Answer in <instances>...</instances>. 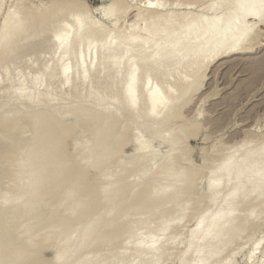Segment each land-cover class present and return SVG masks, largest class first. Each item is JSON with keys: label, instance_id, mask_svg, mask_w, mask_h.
I'll list each match as a JSON object with an SVG mask.
<instances>
[{"label": "rangeland", "instance_id": "obj_1", "mask_svg": "<svg viewBox=\"0 0 264 264\" xmlns=\"http://www.w3.org/2000/svg\"><path fill=\"white\" fill-rule=\"evenodd\" d=\"M18 1L19 0H14V1L13 0H0V29L2 27V23L5 17L10 12L16 11L18 7L19 8L16 12L21 13V11L23 12L25 11L26 14L25 12L24 14L27 16L30 14L29 17H31V20H29L31 22L30 24H29V21L28 23L26 22L25 24L26 29L23 30L25 32L21 33L23 36L22 35L21 37L19 36L20 38L17 41L18 43H16V45H14L12 48H10L7 51H2V52L0 51V208H1L0 209V253H1L0 257H2V259H0L1 261L0 264H3L2 260H5V258H7L8 260L10 258V255L12 257L14 253L16 254L19 251H23L22 254L25 255V257L23 258H25V260L27 258L26 260L27 263H30L29 259H33L35 260L34 261L35 264H39V262L40 264L41 262L42 264H101L102 262H103L102 264H114L115 261H112L111 263L110 259H113L115 257L117 258V256H119L120 254H122L120 255V257L122 256L123 259L121 260L122 257L120 258V260L117 258L120 261L119 262L117 260V263L119 262L118 264H150V262H153L151 264H154V261L149 260L152 257L150 255H148V257H146L145 260H142L143 262L140 261L141 263L139 262V260L135 259L137 258L136 257L137 255H135L136 253L134 252L136 251L135 243H137V241L141 239L143 240L145 237L146 239L149 238L150 235L152 234L151 232L153 231H155L156 233V230L157 229L159 230L158 223L160 224V222L165 221L166 219H169L172 216H173L172 217L173 219L174 218L176 219L175 224L172 227L173 229L170 228L169 229L170 231L168 230L162 233L165 235V237L162 238L163 239L162 243H165L164 245L165 248L163 246H162L163 249L161 248L162 249L161 252L164 251L162 253V256H164L165 254L167 255L169 253L167 256H169L170 259L169 257H165V258L162 257V259L159 260L160 262L156 261V263L158 262L157 264H185L182 261L183 259H185L183 258L186 253L185 251L188 250V245H189L188 238H189L190 232L192 231L193 227L199 225L200 223L208 221L210 219V214L208 213L204 214V210L209 205V200L211 198L210 195L212 196V192L211 190H209V182H208L209 181L208 178H210V176L208 175H210L209 172L211 171V169H214L221 160L227 157L228 154H231V155L234 154L235 158L241 159L242 154L244 155V152L246 153L249 149L250 150L257 149L254 146L258 145L257 147H260V144H261V147L264 146L262 145L264 143V23L256 21L255 19L249 18L248 21L251 22V24L252 22H254L253 23L254 27L251 30V33H249L250 37H248V40L246 41V44H250V45L252 44L251 49L245 52L240 51L239 53L237 52L233 54H227V55L215 57V58L212 57L211 59H209L207 66L204 69H202L200 72H198L197 70H195L194 72V67L192 66V64H191L192 68L189 67L190 66L189 64H188L189 66L185 64L188 66L187 67L184 65L187 70L182 69L181 71V69L178 68L180 66H177L178 62L175 65L176 59L174 61L172 60L171 62L169 61L170 63L168 62L166 64L168 65L167 67L163 63V65H165V69H164V66L159 67V65H156V66L152 65L150 67H147L149 70L146 67L145 69V68H142V66L141 67L139 66L140 67L138 68L140 69L138 71L139 78H137V87L139 88L138 89L139 100L135 107L128 109L127 101L125 102L126 95L124 94L126 93L125 91L127 88L126 83L129 79L130 65L126 64L125 66V63L126 61H128V59H130L129 57L132 58L133 56L134 59L138 61L143 57V55L147 56L149 54H152V51H154V49H151L154 46V44L152 43L156 44V42H159V41L161 42L166 32L164 31L163 33L164 35L161 32H159L160 34H162V36L160 34L159 36L157 32L158 37L159 38L161 37V38L157 39L154 37L155 40L153 39V42L151 41L152 39L150 40V42L152 43L148 41L147 43L146 41L139 38L140 40L138 39L137 41L139 42L137 43L141 44L143 42L144 44L146 43V45L148 44V46L146 47L143 46V48L145 47L143 49L141 47L142 45H144L143 43L141 46L135 43L137 44V45L134 44L136 48H134V46L131 45L133 48L132 50L135 52H132L125 45V47L118 48L119 50L117 48H114V50L112 49L113 51H115L117 55L111 50L109 52H106V54H104L101 47L105 45L106 43H110V42L112 43V41L115 38L116 39L118 38V40L115 39L113 43H116L117 41L118 43L120 42V44L121 45L123 44L124 46V43H122L121 41L125 42L124 38L130 35L129 33H132V32L134 33L133 30H135L136 32V29H138L139 26L144 27L145 21L143 20L144 19L148 20V18L150 16H154L156 12L158 15L159 13L164 14V15H166L167 13L169 15L171 12L172 13L170 14L171 16H175V15L178 16V15L183 14L185 19H187L191 15V13L193 14L194 12V14L198 13L199 15L205 14L203 15V17L210 18L209 16L212 17L214 15L213 13L214 11H209L207 7H209V4L211 3L212 0H209V1L208 0H202V1L201 0H198V1L197 0H187V1L186 0L184 1L183 0H172V1L171 0H155L156 4H154V0H151V3L154 4L153 7L152 6L150 7L149 5H147L148 3L146 1H142V0H118V2L117 0H56V1L54 0V2L58 1L57 4L52 2L53 0H27V1L20 0L19 2ZM53 3L57 6V7L55 6L56 10L59 11L61 9V8L59 9V7H62V9L65 8L63 9L65 12L62 11V9L60 10L62 11V13L57 12L56 10L54 11ZM167 3L168 5H166ZM177 3H180V4L188 3V4H185L184 6L181 4L178 6ZM190 4L193 6V8L191 7ZM175 5H176V8H175ZM48 6L52 8L50 9ZM167 6H169L170 8L169 7L167 8ZM187 6L189 7V9ZM46 8L47 10L53 9V12L57 16L49 10H48L49 12H46L47 11ZM27 9L31 10V12L26 11ZM37 10L38 12H36ZM27 12H30V13H27ZM82 12L83 14H81ZM24 14L23 15L20 14V15L24 16ZM44 14L46 15V17H43ZM208 14L209 16H207ZM32 15H36V16L41 15L40 18L42 17L43 20L39 19V16L38 18H36L35 16H32ZM47 15L49 16V18ZM141 15L144 17L141 18L140 17ZM85 18L87 19V21L85 20ZM79 19H81L80 22L86 24L88 27L93 26V25L96 26V27L93 26V28L98 31V32L96 31L98 35H96L95 37L96 32L94 30L95 34L94 33L92 34L91 32L93 31L91 29V31H89L91 33V36L88 35V37H86V39L84 40H86L87 43H92L93 48H95L97 52H95V50L90 51L92 49L87 50L86 49L87 44L84 41L85 44L81 45L83 47H80L79 45L78 46L79 49L77 45H73L72 46L73 48H71L72 54L68 55L65 53V50L70 44V41L72 39L71 37H73L77 33V30L79 29V26H80V24H78ZM36 20H38V22ZM45 20L48 22V24ZM84 20L86 21V23L84 22ZM138 20H141V22L140 21L138 22ZM33 21H35L37 24L34 23ZM40 22H41V25L42 24H45V25L39 26ZM31 23L32 24L34 23V25H31ZM170 24H173V25H170ZM174 24L175 23H172V22L169 23V25L171 26L170 31H173L172 27H174ZM176 24H175V28L179 27V25H176ZM27 25L29 26V28L27 27ZM181 25L182 24H180V26ZM47 26L49 27V29L47 28ZM134 26L136 27V29ZM106 27H108L109 29ZM140 27L139 29L142 28ZM38 29L40 30L38 31ZM27 30L29 31L31 30L32 32L30 31L29 33V31ZM112 31L113 32L116 31L117 33L116 32L113 33ZM107 32L108 33L112 32L113 35L111 36L113 37L110 38ZM61 35H69L70 41H65L63 45L59 47L57 39ZM89 37L91 38L89 39ZM109 40L110 42H108ZM99 41L101 43L100 45H99ZM118 43H117V46L116 44H114V47H118ZM155 47L156 46H154L153 48ZM156 49L157 50H155V52L156 51L159 52L158 47ZM149 51H151V53H149ZM125 53H128V54H125ZM96 55H97L98 61L96 60L94 61V63H91L92 60L94 59L93 57ZM116 59L125 61V63L123 64L124 66H122L123 69H121L120 72L117 68H115V66L108 67L111 61L116 60ZM103 65L106 66V70L105 72L103 71L101 73V67ZM127 66L129 67L126 68ZM93 67H95L97 70ZM182 67L183 66H181L180 68ZM177 68H178V71L175 70ZM190 69H192L193 71H189ZM64 71H67V75L63 74ZM80 72L88 76L87 81L83 79V76H82L83 74H81ZM198 73L199 74L201 73V75H199ZM184 74L185 75L187 74V75L184 77L183 76ZM197 74L200 77L197 76ZM191 75H194V78H192L193 76L190 77ZM68 76H70L71 78H74L72 79L73 81L71 80V82H68L67 80ZM195 78L196 79L201 78L199 79L201 84L198 90L193 92L192 90L193 88L191 87L192 88L191 89L190 86L196 83ZM81 79H83V81ZM65 80H67V83H65ZM153 86L156 88H159V90L161 89L160 90L161 94L163 96L165 95L164 98L166 100L165 102L167 103L165 105L166 106L165 109H163L164 112L160 111L158 113H152L148 110L150 100L147 97V92L149 91L147 89H150ZM185 93L186 95H184ZM179 97L181 98L180 100H179ZM113 98L114 100L112 101L111 99ZM116 98H118V100ZM116 100L119 103H117ZM168 101H169V104H168ZM175 102H178V104L176 103L177 104L176 105ZM83 107H85L84 108L85 110L90 112L88 113V116L90 115L89 116L90 118L89 117L85 118L84 116L85 114H87V111L81 117L79 116L80 114L79 109ZM75 111L79 113H73ZM36 113H37L36 116H38L39 113H42L41 116L43 115V113H47L49 114V116L51 115L52 118L54 117V119L58 122V124L60 122L62 123L63 127L62 128L59 127L61 128L59 130L63 131L64 129L63 134H65L64 136H66L64 137V140L65 139L66 140L62 143V150H63L64 155H66V157L68 156L70 159L72 158V160L74 159L76 161L75 164L78 162V164H76L77 167L80 165L81 167L87 169L89 179L96 183V188L98 186V188L100 187L99 190H103V192L101 191L100 193H98L99 195H101L99 196L100 204L97 203L98 205L97 206L94 203V207H91L92 208L91 210L93 211H90V208L88 209L86 203H82L83 205L82 204L79 205L78 207L79 210L77 211L78 213L76 212L78 216H76V214H73L74 212L71 211L73 209V208H70L72 207L71 205L72 202L79 197V193L81 191L79 189H77V191L74 190L72 193H70L71 196L69 194L70 197L67 196V199H65L64 197L63 198L64 200L61 203H59L60 201H58L59 200L58 195L60 193H57V192H56L57 194L50 193L49 196H44L41 202H39V204L36 202L33 203L34 205L30 203L31 199L29 200V198L32 197V193H31V189L29 186L30 184L27 183V181L29 182L30 180V179L28 180V177H30L31 174L33 173L36 164L38 165L40 161H43L41 157L46 154L45 153L46 149H48V151L50 150L49 142L53 138V134H54V132L52 131L53 129H51L52 132H49L46 135V137L43 138L42 144L38 146L39 148L37 150H39L40 152L43 151L45 154L42 152V155H41L40 152L38 153V151H36L37 152L36 154H38L39 156L41 155V157H39L38 155L35 156V154H33L35 157L34 156L32 157L30 152L32 150V147H34L35 142H37V138H38L37 137L38 133L36 129V127H38L36 126L38 122L35 125V122L38 118L33 117L35 116ZM47 114L45 116L49 117ZM175 114L177 115V117ZM75 115H78L79 118L76 117ZM97 115H100L102 117L101 119L102 125H104L105 123L107 124L110 123L111 121L110 119L112 118L111 115L116 116L115 122L111 123L114 126L113 127L114 133L116 132L115 133L116 135L114 134L112 138L116 142H113V139L112 140L109 139L110 142L107 141L109 142V145L107 143L106 147L107 146L108 147L107 149L104 150L105 154L103 155L104 157H103V162H102L101 167L94 166L95 165L94 157H95V154L97 153L98 134H97V131H95L96 127L94 128L92 127L93 121L91 120L93 119L92 118L93 116L95 117ZM35 118L37 119L34 120ZM107 124L105 126H107ZM59 125L61 126V124ZM182 128H184V133H178L179 130L180 132L183 130ZM103 129L106 130L105 128ZM91 131H94V133ZM170 132L172 136L169 134ZM165 134L166 136L163 137ZM180 135L182 136L180 137ZM161 136L164 139L161 138ZM184 137L186 139H184ZM173 140H175L176 142L178 141V142L176 143ZM245 145L247 146L246 148H245ZM115 146H117L116 148H118L116 149L117 153L115 150L116 154L114 153L115 155L113 154L110 155L109 156L110 158L108 159L107 156L109 153V148L113 147V150H114ZM59 149L61 150V147ZM245 149H248V150H245ZM236 151L238 152V156H237ZM176 152L178 153V155L176 154ZM48 153L47 154L49 157L50 151ZM173 156L175 158L174 162L170 161L174 159V158L170 159ZM29 158H30V161L28 165ZM38 159H41V160L39 161ZM45 159H47V157H45ZM17 161H19V163ZM163 161L169 162V164L167 165H171L170 162H172L174 164V167H177L175 168L176 170L180 169V174L182 172L184 175L186 174L188 176L192 173L193 175L196 174L195 176L196 179L194 181V184H192L195 186V187L192 186V190L194 194L188 195V194L182 193L183 186L188 182H185L184 184V182L180 181L181 178L178 179L177 177H174L172 179L162 181L159 187V191H161V193L167 191V192H172V195L173 194L174 195L171 197V199H169L159 208L160 210L158 211L156 210L152 212L151 214L148 213L149 216L147 215V213L145 214L142 211H134L133 215L130 212L126 213L125 211L126 208L124 209L125 207L124 202L127 203L128 200L125 201L127 199L125 197H124L125 199L123 200L124 202H122L124 207L121 206L122 203L121 205H119L120 208L122 209H119V207H116L115 210H110V213L108 212L109 208L107 207L105 208L104 205L106 204L102 202L107 203L108 200L111 201L113 199L112 197L114 195L111 194L112 192H114L112 189V185L114 186L113 183L116 180L121 179L123 175H126L125 177L130 176L131 180L128 177V179L130 180L128 181L133 184L132 188L135 190L136 188L134 185H137V183H140L141 181L144 183V181L147 179L146 177L148 176L150 177L154 176L155 173L153 172V170L156 169L155 170L156 172ZM107 162H108V166L105 167V165H107ZM110 162L112 163V166L109 165ZM190 164L192 165L190 166ZM11 165L14 167H12ZM21 165L23 168L21 167ZM124 168L126 170V173L123 172ZM28 169H30L31 171ZM45 169L47 171L49 170V168H46V167ZM46 170L44 172H46L47 174ZM106 170H108V172L104 173V171ZM160 171L161 170L159 168V171L156 173H159ZM133 173L134 175H131ZM152 173L154 174L152 175ZM11 174H14V177ZM26 174H30V175L28 176ZM99 174H102V175L104 174V176L102 177L101 175L99 177ZM146 174H149V175L147 176ZM17 179L19 180L18 182H16ZM23 179L24 180L26 179V180L24 181ZM175 180L178 182L175 183ZM172 181H174V183ZM16 183L19 184V187H17L18 185ZM95 183H93L94 187H95ZM181 184H184V185L181 186ZM109 186H111V188ZM186 186L185 188L187 191ZM22 187L24 188L25 191L22 189ZM28 188L30 191L27 190ZM132 188H131V191H128L130 192V196H128L129 193L126 194L129 197V199L131 196H133ZM225 188L226 189L223 188L222 190H228L227 187ZM174 189L176 191V192L174 191L175 193L173 192ZM177 189H179V191H177ZM108 190H111V191L108 192ZM27 192L30 193L31 195L30 196L27 195L28 194ZM177 192H179L180 195H176V194H179ZM222 192H221L222 195L227 193V191H225L226 193H224V191ZM13 193L15 194V196H19L21 200H23L24 197L25 198L28 197L26 201L23 200L25 204H27L28 202V205H25L22 201L18 200L19 197L18 198L16 197L17 201H20L21 204H24L25 206H27L26 207L27 209L24 207H19L20 204L19 205L16 204L17 201L15 203L16 205L14 204L13 201H11V200L15 201V198H14L15 196L13 197L14 195ZM16 193L17 194L19 193V194L17 195ZM21 194L22 195L26 194V196L24 195L23 197ZM8 195L12 196V199L10 198L11 200L8 199L9 197ZM191 196L194 199H192ZM5 198L8 200H6ZM131 198L133 199V197ZM256 200L257 199H255V201L251 200L252 202L249 200L250 203L246 201L247 203L243 202V204L244 205L248 204V208L252 209V208L257 207L254 204L258 203L261 199H259L258 202H256ZM130 201L132 202V200H129V202ZM5 202H9L7 204H10V203L11 204L5 205L6 204ZM186 202L190 204V207L188 208L190 210L187 209L188 212L186 211ZM44 203H46L47 205ZM12 204H14V206ZM29 204L30 205L32 204V205L30 206ZM243 204L242 202L240 203L237 202V204H235V206L237 205L236 207L237 209L234 206L233 208L235 211L234 216L237 217L241 215V217L240 218L237 217V219L242 220V222L246 220V223L249 226L246 225L244 222V224L246 225L245 226L240 221V223H242L241 225L245 226V230H242L243 232L241 231L242 233L240 234L238 239H235L234 237L231 238V234H229L228 229H226L223 232V237L225 238V241L228 239L229 242H232L231 244L232 246L230 245L229 242L226 241L229 244L224 243L223 246L225 247V245H228L229 247L228 246L225 247L226 251H223L222 253H220L221 256L218 254V256L215 259L210 260L211 262L208 261L210 264L212 263L213 264H225L227 262H228L227 264L229 263L230 264H264V220H263L264 212L262 213V210H260L261 211L260 212L258 208V213H257V208H255L256 213L252 215L253 216L252 218L251 213L249 214V212H252L254 210L252 209V211H248L250 209L246 208L247 205L245 207L243 206V208L238 207V205H243ZM53 205H55L56 207H54ZM220 205L221 203L215 204V206H213L211 209V213H212V210L214 209L218 211ZM7 206H9L10 208H13L14 210L10 209L9 207L7 208ZM176 206H179L178 211L176 210L177 209ZM18 207L21 209L23 208L24 209L21 211V209H19ZM52 207L55 208L53 209L54 212L51 210ZM126 207L128 208V206ZM38 208L39 210L42 209L41 210L42 212L39 211ZM173 208L175 209L176 212L174 211L172 212ZM6 209L8 212L5 211ZM184 210L186 212H184ZM215 210L213 212H216ZM43 211H44V214H43ZM50 212H53V213L50 214ZM139 212L144 213V215L143 214L141 215ZM177 212H179L178 213L179 215L177 214ZM167 213H169V215ZM185 213L187 216H185ZM236 213L239 215H237ZM124 215H127V216H124ZM258 215L259 217H257ZM147 216L149 217V219L144 218ZM54 217H55V220L53 219ZM63 217L66 219V221ZM99 217H101L100 218L101 220L97 219ZM93 218L97 219L96 221H97L98 227H96L95 231L93 230L91 232L87 229L88 227L87 225L89 223H96L95 219ZM146 219H148V221H146ZM237 219L233 220L232 223H230V225L232 226V224L234 223L233 225L235 226V222ZM255 219L257 220L255 221ZM247 220L249 221V223ZM56 221L57 223H55ZM138 222L140 223L138 224ZM237 222H239V220ZM252 222L254 224H252ZM52 223L53 224L55 223V224L53 225ZM134 223L138 226L134 225ZM148 223L149 225H146ZM162 223H165V222H162ZM162 223L159 226H161ZM83 224L85 226L84 230H83ZM80 225L82 226V229ZM220 225H221V221L218 222L216 225V228H214L213 230L214 234H217V232L219 231ZM60 226H63V227H60ZM128 226L130 227L128 228ZM151 226L153 227L151 228ZM244 226H243V229H244ZM52 227H55V228H52ZM123 227L125 230L123 229ZM133 228L135 231L133 230ZM144 228L146 229V231ZM151 229H153V231ZM73 230H74V233H73ZM116 230L118 233L116 232ZM120 230H121V233L119 234ZM252 232L254 233V235H252L254 236L253 238L250 237L251 236L250 234ZM44 233L46 234L45 236H44ZM84 233H86L87 235ZM173 233L176 234L177 236L174 235ZM114 234H116L117 237L115 238L118 241L115 238H112V235L113 237L115 236ZM157 234H160V232L158 231ZM228 236L230 237L231 241ZM130 237L132 239H130ZM232 239H234V242ZM106 241L109 243H107ZM91 242H94V243H91ZM183 242L185 243L183 244ZM162 243L160 244L163 245ZM204 244L206 245V243ZM204 244L202 247L203 250H205L204 247L207 249V247ZM126 245L128 247L129 246L131 247L128 248ZM131 250H134V251H131ZM123 251L124 252L128 251L131 253L130 254L128 252L124 253ZM92 253H94L97 256H95ZM96 253H101V254H96ZM123 253H124V256H123ZM170 254L172 256H170ZM229 255H232V257ZM102 257H104L105 259ZM228 257L229 258L231 257L230 258L231 262ZM107 258L110 260L109 262ZM226 258H228L227 260L229 261H227ZM147 259L149 261H147ZM186 259L184 260L185 262H186ZM206 259L207 258L202 257L201 264H206L205 263ZM6 261H4V263ZM22 261L24 263V260ZM26 261L24 264H26ZM144 261H147V262L144 263ZM195 262L191 261V263H187V264H195Z\"/></svg>", "mask_w": 264, "mask_h": 264}, {"label": "bare ground", "instance_id": "obj_2", "mask_svg": "<svg viewBox=\"0 0 264 264\" xmlns=\"http://www.w3.org/2000/svg\"><path fill=\"white\" fill-rule=\"evenodd\" d=\"M14 1V0H13ZM20 1V0H19ZM18 1V2H19ZM27 1V0H26ZM25 1V2H26ZM56 1V0H55ZM142 1H146L148 4L147 5H149L150 7L152 6L153 7V5L154 4H156L155 2V0H154V4L153 3H151V0H142ZM141 1V2H142ZM172 1V0H171ZM184 1V0H183ZM187 1V0H186ZM198 1V0H197ZM202 1V0H201ZM209 1V0H208ZM2 2V1H1ZM52 2H54V0L52 1ZM58 2V1H57ZM57 2H54V3H56L57 4ZM114 2H116V1H114ZM117 2H118V0H117ZM145 2V3H146ZM169 2V1H168ZM180 2V1H179ZM23 3V2H22ZM53 3V4H54ZM144 3V2H143ZM142 3V4H143ZM190 3V2H189ZM3 4V3H2ZM21 4V3H20ZM28 4H29V2H28ZM52 4V3H51ZM124 4V3H123ZM150 4H152V5H150ZM178 4V6L179 5H181L180 3H177ZM185 4H188V3H183L182 5L184 6ZM211 4V5H210ZM209 4V7H207L208 8V10L209 11H214L213 13H214V15L211 17V16H209V14L207 15V16H209L210 18H206V17H203V15H205V14H203V15H199L198 13V15L197 14H194V12H193V14L191 13V15L187 18V19H185V17L183 16V14L182 15H175V16H171L170 14H172L171 12H170V14L168 15L167 13H166V15H164V14H160L159 13V15L157 14V12H156V16L154 15V16H150L149 18H148V20H143V21H145V24H144V27H140L141 29H139V27H138V29H136V27H135V29H136V32H135V30H133L134 31V33L132 32V33H129L130 35H128V36H126V38H124L125 39V42H123V41H121L122 43H124V46H123V44L121 45L120 44V42L118 43L117 41H116V43H113V41L116 39H114L113 41H112V43L110 42V40L108 41V42H110V43H106L105 45H103L101 48H102V50H103V52H104V54H106V52H109L110 50L111 51H113L114 50V48H121V47H125V45H126V47H128L132 52H135V51H133L132 49V46H134V44L135 43H137V42H139V41H137L139 38H141L142 40H144V41H148V42H150V40L153 42V39H154V37L155 38H159L158 37V35L160 34L159 32H161L162 34L164 33V31L166 32L165 33V35L163 36V38H162V41L160 42H156V44L155 43H152V42H150V43H152V44H154V46H156L155 48H151V49H154V51H152V54H149V55H143V57L140 59V60H136V59H134V57L132 56V58L131 57H129L130 59H128V61H126V63H125V61H123V60H118V59H116V60H113V61H111V63L109 64V66L108 67H111V66H115V68H117L118 70H119V72L121 71V69H123L122 68V66H124L123 64L125 63V66H126V64L127 65H130V71H129V79H128V81H127V88H126V93L124 94V95H126L125 97H126V100H125V102L127 101V107H128V109H130V108H133V107H135L136 105H137V102H138V100H139V94H138V87H137V78H139L138 77V74H139V70L140 69H138V68H140L141 66H142V68H147V67H150V66H152V65H159V67L161 66H164V69H165V65L170 61H174L175 59L177 60H175V65H176V63L178 64L177 66H183L182 68H180V67H178L179 69H181V71H182V69H186V67L185 66H187L188 64L190 65H188L190 68H192L191 67V64H192V66L194 67V72H195V70H197L198 72H200L202 69H204L206 66H207V64H208V61H209V59H211L212 57L213 58H215V57H220V56H224V55H227V54H233V53H239L240 51L241 52H245V51H247V50H250L251 49V45L250 44H246V41L248 40V37H250V35H249V33H251V30L253 29V27H254V22H252V24H251V22H249L248 21V19L249 18H252V19H255L256 21H259V22H262V23H264V0H212L211 1V3ZM14 5V4H13ZM19 5V4H18ZM31 5V4H30ZM40 5V4H39ZM41 5H42V3H41ZM58 5H60V4H58ZM61 5H62V3H61ZM68 5V4H67ZM128 5V4H127ZM166 5H168V3L166 4ZM191 5V4H190ZM189 5V6H190ZM195 5V4H194ZM36 6V5H35ZM54 7H53V9H54V11L56 10L55 9V4L53 5ZM66 6V5H65ZM69 6V5H68ZM126 6V5H125ZM163 6V5H162ZM170 6V5H169ZM169 6H167V8L169 7ZM174 6V5H173ZM177 6V7H178ZM198 6V5H197ZM17 7V6H16ZM22 7V6H21ZM33 7V6H32ZM44 7H45V5H44ZM49 7V6H48ZM57 7V6H56ZM67 7V6H66ZM161 7V6H160ZM188 7V6H187ZM191 7L193 8V6L191 5ZM190 7V8H191ZM196 7V6H195ZM19 8V7H18ZM18 8H17V10H18ZM43 8V7H42ZM50 8V7H49ZM52 8V7H51ZM50 8V9H51ZM62 9V7H59V9ZM166 8V9H167ZM170 8V7H169ZM173 8V7H172ZM175 8H176V5H175ZM200 8V7H199ZM45 9V8H44ZM53 9L52 10H49V11H51V12H53ZM58 9V8H57ZM60 9V10H61ZM63 9H65V8H63ZM62 9V11H64ZM188 9H189V7H188ZM16 10V11H17ZM39 10V9H38ZM38 10L36 11V12H38ZM41 10V9H40ZM43 10V9H42ZM46 10H47V8H46ZM46 11V12H49V11ZM58 11V10H56L57 12H61L62 13V11ZM72 10V9H71ZM80 10V9H79ZM78 10V11H79ZM16 11H13V12H10L6 17H5V19H4V21H3V23H2V27H1V29H0V51L2 52V51H7V50H9L10 48H12L14 45H16V43H18L17 41L19 40V38L21 37V33H23V32H25V31H23V30H25L26 28H25V24H26V22L28 23V21L29 20H31V17H29V15L27 16V15H25L26 14V12H25V14H24V12L23 11H21V13H18V12H16ZM26 11H30L31 12V10H26ZM35 11V10H34ZM67 11V10H66ZM122 11V10H121ZM198 11V10H197ZM23 12V13H22ZM30 12H27V13H30ZM45 12V13H46ZM50 12V13H51ZM56 12V13H57ZM65 12V11H64ZM69 12V11H68ZM81 12V11H80ZM167 12V11H166ZM199 12V11H198ZM41 13V12H40ZM54 13V12H53ZM123 13V12H122ZM150 13V12H149ZM190 13V12H189ZM203 13V12H202ZM23 15L24 14V16H21V15ZM36 14V13H35ZM47 14H49V13H47ZM55 14V13H54ZM77 14V13H76ZM80 14V13H79ZM81 14H83V12L81 13ZM89 14V13H88ZM121 14V13H120ZM140 14V13H139ZM142 14V13H141ZM179 14V13H178ZM53 15V14H52ZM56 15V14H55ZM60 15V14H59ZM122 15V14H121ZM144 15V14H143ZM211 15V14H210ZM26 16V17H25ZM32 16H35L36 18H38V16H39V19H42V17L40 18V16L41 15H32ZM43 16V15H42ZM48 16V15H47ZM57 16V15H56ZM80 16V15H79ZM146 16H148V15H146ZM43 17H46V15L44 14V16ZM51 17V16H50ZM69 17V16H68ZM81 17V16H80ZM82 17H84V16H82ZM141 18H143L144 16H140ZM175 17V18H174ZM48 18H49V16H48ZM55 18H57V17H55ZM79 18V17H78ZM88 18V17H87ZM125 18V17H124ZM138 18V17H137ZM146 18V17H145ZM52 19H53V17H52ZM52 19H50V20H52ZM74 19V18H73ZM76 19V18H75ZM82 19V18H81ZM81 19H79V23L78 24H80V26H79V29L77 30V33L73 36V37H71L72 39H71V41H70V36L69 35H61V36H59L58 37V39H57V42H58V45H59V47H61L62 45H63V43L65 42V41H70V44H69V46L66 48V50H65V53L66 54H72V49L71 48H73L72 46L73 45H77V47L80 45V47H83V46H81V45H84L85 43L87 44V50H90V49H92V50H90V51H93V50H95V52H97L96 51V49L95 48H93V44L92 43H87L86 42V40H84V39H86V37H88V35H90L91 36V33L93 34L94 33V30H95V32L97 31L96 29H94L93 28V26H87L86 24H84V23H82V22H80V20ZM140 19V18H139ZM147 19V18H146ZM185 19V20H184ZM43 20V19H42ZM85 20L87 21V19L85 18ZM84 20V22L86 23V21ZM172 20V21H171ZM37 22H38V20H36ZM46 21V20H45ZM55 21V20H54ZM57 21V20H56ZM76 21V20H75ZM137 21V20H136ZM141 22V20H138V22ZM169 21H171L172 23H177L176 25H179V27H176L175 28V24H174V27H172V30L173 31H170V29H171V26L170 25H173V24H170L169 25V23H171V22H169ZM175 21V22H174ZM182 21V22H181ZM30 22L31 21H29V24H30ZM34 23H36L35 21H33ZM44 22V21H43ZM47 22V21H46ZM51 22V21H50ZM73 22H74V20H73ZM119 22V21H118ZM169 22V23H168ZM180 22V23H179ZM34 23L32 24L31 23V25H34ZM45 23V22H44ZM52 23H54V22H52ZM136 23V22H135ZM179 23V24H178ZM37 24V23H36ZM47 24H48V22H47ZM83 24V25H82ZM113 24V23H112ZM143 24V23H142ZM180 24H182L181 26H180ZM41 25V22H40V24H39V26ZM42 25H45V24H42ZM41 25V26H42ZM50 25H51V23H50ZM49 25V26H50ZM67 25V24H66ZM77 25V24H76ZM86 25V26H85ZM92 25V24H91ZM116 25V24H115ZM132 25H133V23H132ZM131 25V26H132ZM137 25H138V23H137ZM136 25V26H137ZM38 26V25H37ZM78 26V25H77ZM117 26V25H116ZM168 26H170V27H168ZM27 27L29 28V26L27 25ZM76 27V26H75ZM94 27H96V26H94ZM102 27V26H101ZM105 27V26H104ZM119 27H120V25H119ZM134 27H132V28H134ZM166 27V28H165ZM38 28V27H37ZM47 28L49 29V27L47 26ZM78 28V27H77ZM106 28H108V27H106ZM113 28V27H112ZM115 28V27H114ZM169 28V29H168ZM173 28H175V29H173ZM91 29H92V31L93 32H89V31H91ZM109 29V28H108ZM107 29V30H108ZM165 29V30H164ZM167 29V30H166ZM31 30H32V28H31ZM30 30V31H31ZM40 29H38V31H39ZM113 30V29H112ZM116 30V29H115ZM118 30H120V29H118ZM117 30V31H118ZM162 30V31H161ZM27 31H29V30H27ZM30 31H29V33H30ZM36 31V30H35ZM114 31V30H113ZM112 31V32H113ZM170 32V33H168V32ZM32 32V31H31ZM74 32H75V30H74ZM98 32V31H97ZM97 32H96V34H95V37H96V35H98L97 34ZM107 32V34L109 35V37L111 38V37H113V36H111V35H113V33H115V32ZM129 32H131V31H129ZM157 32H158V35H157ZM28 33V34H29ZM38 33V32H37ZM42 33V32H41ZM117 33V32H116ZM128 33V32H127ZM169 35H168V34ZM33 34V33H32ZM35 34V33H34ZM60 34V33H59ZM162 34H160L161 36H162ZM25 35H27V34H25ZM36 35V34H35ZM107 35V36H108ZM116 35V34H115ZM156 35H157V37H156ZM159 35V36H160ZM20 36V37H19ZM23 36V35H22ZM41 36H42V34H41ZM123 36V35H122ZM38 37V36H37ZM57 37V36H56ZM27 38V37H26ZM91 37H89V39H90ZM107 38V37H106ZM161 38V37H160ZM159 38V39H160ZM25 39V38H24ZM24 39H22V40H24ZM88 39V38H87ZM96 39V38H95ZM107 40V39H106ZM106 40H104V41H106ZM116 40H118V38L116 39ZM140 40V39H139ZM141 40V41H142ZM155 40V39H154ZM84 41H85V43H84ZM23 42V41H22ZM35 42V41H34ZM94 42V41H93ZM147 42V43H148ZM20 43V42H19ZM117 43H118V47H114V44H116V46H117ZM143 43V42H142ZM142 43L141 44H139V43H137L139 46H141L142 45ZM150 43H149V45H150ZM26 44V43H25ZM96 44V43H95ZM101 43H100V41H99V45H100ZM120 44V45H119ZM137 44H135V45H137ZM144 44V43H143ZM132 45V46H131ZM35 46V45H34ZM143 46H148V44L146 45V43L144 44V45H142L141 47L143 48ZM16 47V46H15ZM138 47V46H137ZM144 47V48H145ZM158 47V51L159 52H155V50H157L156 48ZM100 48V49H101ZM134 48H136V46H134ZM139 48V47H138ZM143 48V49H144ZM148 48V47H147ZM22 49V48H21ZM30 49V48H29ZM78 49H79V47H78ZM84 49V48H83ZM83 49H82V51H83ZM113 49V50H112ZM20 50V49H19ZM33 50V49H32ZM119 50V49H118ZM137 50V49H136ZM14 51V50H13ZM17 51V50H16ZM29 51V50H28ZM126 51V50H125ZM140 51V50H139ZM138 51V52H139ZM151 51H149V53H151ZM30 52V51H29ZM37 52V51H36ZM99 52V51H98ZM114 53H115V51H113ZM121 52V51H120ZM119 52V53H120ZM127 52V51H126ZM143 52H144V50H143ZM123 53V52H122ZM147 53V52H146ZM83 54V53H82ZM96 54V53H95ZM116 54V53H115ZM115 54H114V56H115ZM125 54H128V53H125ZM142 54V53H141ZM242 54V53H241ZM18 55V54H17ZM98 55V54H97ZM97 55L96 56H94L93 58V60H92V62L91 63H94V61H98V59H97ZM110 55V54H109ZM117 55V54H116ZM122 55V54H121ZM131 55V54H130ZM129 55V56H130ZM134 55V54H133ZM138 55V54H137ZM16 56V55H15ZM21 56V55H20ZM81 56V55H80ZM71 57V56H70ZM102 57V56H101ZM127 57H128V55H127ZM138 57V56H137ZM11 58V57H10ZM81 58V57H80ZM108 58V57H107ZM14 59V58H13ZM115 59V58H114ZM121 59V58H120ZM131 59H133V60H131ZM73 60V59H72ZM13 62V61H12ZM169 62V63H170ZM14 63V62H13ZM163 63L165 64V65H163ZM185 64H187V65H185ZM185 65V66H184ZM140 66V67H139ZM144 66V67H143ZM154 66V67H155ZM168 65H166V67H167ZM187 66V67H188ZM97 67V66H96ZM129 66H127L126 68H128ZM93 68H95V67H93ZM93 68H92V70H93ZM125 68V67H124ZM145 68V69H146ZM157 68H158V66H157ZM178 68L177 69H175V70H177L178 71ZM7 69V68H6ZM51 69V68H50ZM96 69V68H95ZM108 69V68H107ZM116 69V70H117ZM129 69H127V70H129ZM148 69V68H147ZM153 69V68H152ZM189 69V68H188ZM97 70V69H96ZM100 70V69H99ZM105 70H106V66L105 65H103L102 67H101V73L104 71L105 72ZM142 70V69H141ZM149 70V69H148ZM174 70V71H175ZM187 70V69H186ZM169 71V70H168ZM189 71H193L192 69H190ZM96 72V71H95ZM184 72V71H183ZM187 72V71H186ZM58 73V72H57ZM81 73V72H80ZM189 73V72H188ZM187 73V74H188ZM193 73V72H192ZM191 73V74H192ZM63 74L64 75H67V71H64L63 72ZM78 74V73H77ZM81 74H83V73H81ZM93 74V73H92ZM159 74V73H158ZM171 74V73H170ZM174 74V73H173ZM186 74V75H187ZM199 74V73H198ZM197 74V76H199V75H201V73L198 75ZM55 75V74H54ZM167 75V74H166ZM185 74L183 75L184 77L186 76ZM83 76V79L85 80V81H87V79H88V76L86 75V74H83L82 75ZM82 76H81V78H82ZM93 76V75H92ZM171 76V75H170ZM183 76H182V78H183ZM193 76V77H192ZM50 77V76H49ZM91 77V76H90ZM177 77V76H176ZM187 77H189V76H187ZM190 77H192V78H194V75H191ZM200 77V76H199ZM197 78V77H196ZM195 78V79H196ZM72 79H74V78H71L70 76H68L67 77V80H68V82H71V80ZM83 79H81L82 81H83ZM99 79V78H98ZM191 79V78H190ZM199 79H201V78H199ZM199 79H196V83L195 82H193V83H195V84H192L191 86H190V88L193 90V92L194 91H196V90H198V88H199V86H200V80ZM67 80H65V83H67ZM186 80V79H185ZM184 80V81H185ZM73 81V80H72ZM90 82V81H89ZM147 82V81H146ZM188 82H189V80H188ZM64 83V84H65ZM101 83V82H100ZM141 83V82H140ZM187 83V82H186ZM148 84V83H147ZM187 85V84H186ZM181 86V85H180ZM100 87V86H99ZM125 88V87H124ZM183 88H185V87H183ZM188 88V87H187ZM190 88H189V90H190ZM102 89V88H101ZM165 89V88H164ZM175 89V88H174ZM105 90V89H104ZM147 90H149L148 92H147V97H148V99L150 100V104H149V108H148V110L150 111V112H152V113H158V112H160V111H163V109H165V105H166V103L167 102H165L166 100H165V98H164V96L161 94V89L159 90V88H156V87H152V88H150V89H147ZM177 90V89H176ZM183 90V89H182ZM188 90V89H187ZM187 90H185V91H187ZM191 90V91H192ZM98 91V90H97ZM121 92V91H120ZM164 92V91H163ZM169 93V92H168ZM184 93V92H183ZM188 93V92H187ZM191 93V92H190ZM109 94H111V93H109ZM118 94V93H117ZM179 94V93H178ZM177 94V95H178ZM189 94V93H188ZM90 95V94H89ZM113 95V94H112ZM115 95V94H114ZM170 95V94H169ZM184 95H186V93L184 94ZM119 96V95H118ZM36 97V96H35ZM111 97V96H110ZM117 97V96H116ZM121 97V96H120ZM124 97V98H125ZM184 97V96H183ZM186 97V96H185ZM79 98V97H78ZM89 98V97H88ZM109 98V97H108ZM117 100H118V98H116ZM176 99V98H175ZM181 98L179 97V100H180ZM112 101L114 100V98L113 99H111ZM116 100V101H117ZM172 100V99H171ZM178 100V99H177ZM89 101V100H88ZM111 101V102H112ZM170 101V100H169ZM169 101H168V104H169ZM173 101H175V100H173ZM115 102V101H114ZM149 102V101H148ZM182 102V101H181ZM113 103V102H112ZM117 103H119L118 101H117ZM178 104V102H175V104ZM174 104V105H175ZM176 104V105H177ZM117 105V104H116ZM119 105V104H118ZM92 106H94V105H92ZM115 106V105H114ZM85 107H83V108H81V109H79V112H80V114H79V116L81 117L82 115H84L85 113H86V111L87 110H85L84 109ZM113 108V107H112ZM137 108H139V107H137ZM63 112V111H62ZM79 112H73V113H79ZM164 112V111H163ZM162 112V113H163ZM66 113H67V111H66ZM72 113V112H71ZM88 113H90V112H88L87 111V114H85L84 116H85V118H87V117H89L88 116ZM41 114L42 113H39L38 114V116H36L37 115V113L35 114V116H33V117H37V118H35L34 120H36V122H35V125H36V123L38 122V124L36 125V126H38V127H36V129H37V133H38V138H37V142H35V145H34V147H32V150H31V155H32V157L34 156L33 154H35V156H37L38 154H36L37 152L36 151H38V153L40 152L39 150H37L39 147L38 146H40L41 144H42V140H43V138H45L46 137V135L49 133V132H54V134H53V138L51 139V141L49 142V148H50V156L48 157V149H46V151H48V152H46L45 151V153L47 154H45L43 151V153L45 154V155H43L42 157H41V155H42V152H40V156L39 157H41L42 158V160L43 161H40L41 159H38L39 161H40V163L37 165L36 164V166H35V169H34V171H33V173L31 174V178L30 177H28V180H29V182L27 181V183L28 184H30L29 186H30V189H31V193H32V197L31 198H29V200L31 199V202L30 203H34V202H36V203H38L39 204V202H41V200H42V198L44 197V196H49V194L51 193H54V194H57V193H60L58 196H59V200L58 201H60L59 203H61L64 199V197H65V199H67V196H69V194L70 193H72L74 190H76L77 191V189H79V190H81L80 191V193H79V197L77 198V199H75L73 202H72V207H70V208H73L71 211H73L74 213L73 214H76V216H78V210H79V205L80 204H82V203H86V205H87V207H88V209L90 208V211H93V210H91L92 208L91 207H94V203L97 205V203H99V196H101V195H99L98 193H100L101 191L103 192V190H99L100 189V187L98 188V186H97V188H96V183L94 182V181H92V180H90L89 179V177H88V170L87 169H85V168H83V167H81L80 165L77 167V165L76 164H78V162L75 164V160L73 159L72 160V158L70 159L68 156L66 157V155H64V153H63V150H62V143L66 140H64V137H66V136H64L65 134H63L64 133V129H63V131L61 130H59V129H61L62 127H63V125H62V123L60 122L59 124H61V126L58 124V122L54 119V117L52 118V116L50 117L49 116V114H47V113H43V115L41 116ZM48 115L49 117H47V116H45V115ZM62 114V113H61ZM148 114V113H147ZM70 115V114H69ZM87 115V116H86ZM162 115V114H161ZM176 115V114H175ZM76 117H78L79 118V116L78 115H75ZM83 116V117H84ZM112 116V118L110 119L111 121H110V123H105L104 125H102V123H101V119H102V117L100 116V115H97V116H93L92 118V120L91 121H93L92 122V127L94 128V127H96V130L95 131H97V134H98V137H97V153L95 154V157H94V166H100L101 167V165H102V162H103V155L105 154V152H104V150L105 149H107V147H106V145H107V143H108V145H109V139L110 140H112L113 138V135L116 133H114V129H113V125L111 124V123H113V122H115V117L116 116H113V115H111ZM64 117V116H63ZM82 117V118H83ZM170 117V116H169ZM176 117H177V115H176ZM90 118V117H89ZM106 118V117H105ZM57 119V118H56ZM114 120V121H113ZM168 120V119H167ZM178 120V119H177ZM90 121V120H89ZM108 122H109V120H108ZM190 123V122H189ZM107 124V126H105ZM109 124H110V126H109ZM59 127H61V128H59ZM90 127H91V125H90ZM103 128H105L106 130H104ZM129 128V127H128ZM51 129H53L52 131H51ZM54 129H55V131H56V133H55V131H54ZM183 130L180 132V130H179V132L178 133H184V128H182ZM90 130V129H89ZM162 130V129H161ZM177 130V129H176ZM160 131V130H159ZM91 132H93L94 133V131H91ZM164 132V131H163ZM36 133V134H37ZM67 133V132H66ZM96 134V135H97ZM170 135H171V132L169 133ZM168 134V135H169ZM173 134V133H172ZM177 134V133H176ZM55 135V136H54ZM95 135V136H96ZM116 135V134H115ZM118 135V134H117ZM122 135V134H121ZM183 135V134H182ZM182 135H180V137L182 136ZM68 136H69V134H68ZM166 136V134L163 136V137H165ZM172 136V135H171ZM174 136V135H173ZM184 136V135H183ZM162 136H161V138H163ZM170 137V136H169ZM69 138V137H68ZM117 138V137H116ZM116 138H115V140H116ZM189 138V137H188ZM263 138V137H262ZM164 139V138H163ZM175 139V138H174ZM184 139H186L185 137H184ZM260 139V138H259ZM96 140V139H95ZM161 140V139H160ZM107 141H109V142H107ZM173 141H175V140H173ZM260 141V140H259ZM113 142H116V141H114V139H113ZM164 142V141H163ZM168 142V141H167ZM176 142V141H175ZM178 142V141H177ZM176 142V143H177ZM180 142V141H179ZM252 142V141H251ZM250 142V143H251ZM258 142V141H257ZM261 142V141H260ZM44 143V142H43ZM170 143H172V142H170ZM249 143V144H250ZM65 144V143H64ZM182 144V143H181ZM113 145H114V143H113ZM178 145V144H177ZM262 145H264V143L262 144ZM120 146V145H119ZM118 146V147H119ZM173 146V145H172ZM249 146V145H248ZM258 146V145H257ZM257 146H254V147H256L257 149H253V150H250L249 148V150L248 149H245V150H248L246 153L244 152V155L242 154V158L240 159H238V158H235V155L234 154H228L227 155V157L225 158V159H223V160H221L219 163H218V165L214 168V169H211V171L209 172V174L210 175H208V176H210V178H208L209 179V190H211V192H212V196L210 195V200H209V205H208V207L204 210V214H210V219L208 220V221H205V222H203V223H200L199 225H197V226H195V227H193V229H192V231L190 232V234H189V242H188V250L187 251H185L186 253H185V256L183 257V258H188V259H186V262L187 263H191V261L192 262H195V264H201V262H202V257H205V258H207L206 260H205V263L207 264V262L209 261V262H211L210 260H212V259H215L217 256H218V254L220 255V253H222L223 251H226V249H225V247L226 246H228V245H225V247L223 246V244L225 243V244H229L230 243V245L232 244V242H229L228 241V239L226 240L227 242H229V243H227L226 241H225V238L223 237V232L226 230V229H228V233L229 234H231V238L232 237H234L235 239H238L239 238V236H240V234L243 232L242 230H245V226L246 225H248L247 223H246V220L244 221L245 222V224H244V222H242V220H240V219H237V217L238 218H240L241 217V215L240 216H234L235 215V211H234V206H235V204H237V202L238 203H240V202H242V204H243V202H245V203H250L249 202V200L251 201H255V199H257L256 200V202H258V200L259 199H261L259 202H261V203H256V204H254V205H256L257 207H255V208H257V213H258V208H259V211L260 210H262V213L264 212V199H263V197H264V146H262L261 147V144H260V147H257ZM61 147V150H62V152H61V150L59 149ZM117 146H115V149L113 150V147L112 148H109V153H108V156H107V158L109 159L110 157V155H115L116 153H117V150L116 149H118V148H116ZM174 147V146H173ZM178 147V146H177ZM176 147V148H177ZM181 147V146H180ZM184 147V146H183ZM247 146L245 145V148H246ZM120 148V147H119ZM185 148V147H184ZM253 148V147H252ZM60 150V151H59ZM115 150H116V153H115ZM107 151V150H106ZM181 151V150H180ZM172 152H173V150H172ZM171 152V153H172ZM237 152V151H236ZM25 153V152H24ZM27 153V152H26ZM115 153V154H114ZM175 153V152H174ZM243 153V152H242ZM176 154L178 155V153L176 152ZM182 154V153H181ZM170 155V154H169ZM204 155V154H203ZM29 156V155H28ZM34 156V157H35ZM117 156V155H116ZM115 156V157H116ZM171 156V155H170ZM176 156V155H175ZM237 156H238V152H237ZM23 157V156H22ZM43 157H44V159H43ZM45 157H47V159H45ZM114 157V158H115ZM181 157V156H180ZM106 158V157H105ZM112 158V157H111ZM174 158V156L172 157V158H170V159H173ZM27 159V158H26ZM165 159V158H164ZM169 159V158H168ZM19 160V159H18ZM114 160V159H113ZM118 160V159H117ZM174 160H175V158L173 159V160H170V161H172V162H174ZM20 161V160H19ZM19 161H17L18 163H19ZM29 161H30V158H29V160H28V165H29ZM39 161H37V162H39ZM169 161V160H168ZM36 162V163H37ZM112 162V161H111ZM110 162V164L109 165H111L112 166V163ZM163 162H165V163H163ZM162 162V164L160 165V172L159 173H156V172H158L159 171V168H158V170L155 172V170H153V172L155 173H152V175L154 174V176H148L149 174H146L148 177H146L145 179V181H144V183L141 181L140 183H137V185H134L135 186V190L132 188L133 187V184L131 183V182H129L131 179H130V176H128L129 177V179H128V177H125L126 175H121L122 176V178L121 179H118V180H116L113 184H114V186L112 185V189H113V191L114 192H110L111 194H113L114 196L112 197L113 199L110 201V200H106L107 201V203H105V202H102V203H104V204H106V205H104V207L106 208H109L108 210V212L110 213V210H115L116 209V207H119V209H122V208H120V206L119 205H121V203L122 202H124L123 200L125 199V198H127L125 201H127V203L126 202H124V206H123V203H122V205L121 206H123L124 207V209L126 208V213H132V215L134 214V211H142V212H144L145 214L147 213V215L149 216V214L148 213H152V212H154V211H158V210H160L159 208L165 203V202H167L169 199H171V197L174 195H172V192H162L161 193V191H159V187H160V183L162 182V181H166V180H168V179H172V178H174V177H177L178 179L179 178H181L180 179V181H182V182H184V184H185V182H188V183H186L187 184V186H186V184L184 185V184H181V186L182 185H184L183 186V190H184V188H185V186L187 187V191H186V188H185V190H184V192H183V190H182V193H185V194H188V195H190V194H194L193 193V190H192V186L193 187H195L194 185H192V184H194V181H195V179H196V174L195 175H193V173L192 174H190L189 176L188 175H184L183 174V172L180 174V169H178V170H176L175 168H177V167H174V164L172 163V162H170V164L171 165H167V164H169V162H167V161H163ZM185 162V161H184ZM214 162V161H213ZM27 163V162H26ZM15 164V163H14ZM23 164V163H22ZM34 164V163H33ZM213 164V163H212ZM16 165V164H15ZM19 165V164H18ZM179 165V164H178ZM184 165H185V163H184ZM192 164H190V166H191ZM12 166V165H11ZM17 166V165H16ZM20 166V165H19ZM24 166V165H23ZM106 166H108V162H107V165H105V167ZM158 166V165H157ZM176 166V165H175ZM12 167H14V166H12ZM21 167H22V165H21ZM45 167L46 168H49V170L47 171L46 169H45ZM129 167V166H128ZM193 167V166H192ZM23 168V167H22ZM111 168V167H110ZM156 168V167H155ZM11 169V168H10ZM15 169V168H14ZM25 169V168H24ZM23 169V170H24ZM32 169V168H31ZM47 171V174H46V172H44L45 170ZM103 169H104V167H103ZM112 169V168H111ZM127 169V168H126ZM18 170V169H17ZM16 170V171H17ZM28 170H30V169H28ZM118 170V169H117ZM128 170V169H127ZM7 171V170H6ZM20 171V170H19ZM18 171V172H19ZM31 171V170H30ZM179 171V172H178ZM26 172V171H25ZM107 173L108 172V170H106V171H104V173ZM123 172H125L126 173V170H125V168H124V171ZM122 172V173H123ZM188 172V171H187ZM186 172V173H187ZM7 173V172H6ZM12 173V172H11ZM132 173V172H131ZM185 173V172H184ZM195 173V172H194ZM19 174H21V173H19ZM19 174H17V175H19ZM44 174H46V175H44ZM11 175H13V177H14V174H11ZM22 175H24V174H22ZM26 175H30V174H26ZM102 174H99V177L101 176ZM128 175V174H127ZM131 175H134V173L133 174H131ZM182 175H184V176H182ZM16 176V175H15ZM104 176V174L102 175V177ZM140 176H141V174H140ZM5 177V176H4ZM23 177V176H22ZM16 178V177H15ZM24 178H25V176H24ZM132 178V177H131ZM135 178V177H134ZM5 179V178H4ZM27 179V178H26ZM25 179V180H26ZM99 179V178H98ZM97 179V180H98ZM103 179H105V178H103ZM137 179V178H136ZM24 180V179H23ZM24 180V181H25ZM96 180V179H95ZM129 180V181H128ZM133 180V179H132ZM198 180V179H197ZM196 180V181H197ZM11 181V180H10ZM19 180L17 179V181L16 182H18ZM31 181V182H30ZM103 181V180H102ZM109 181V180H108ZM111 181V180H110ZM204 181V180H203ZM13 182H14V180H13ZM12 182V183H13ZM173 183H174V181H172ZM176 182H178V181H176L175 180V183ZM8 183V182H7ZM20 183V182H19ZM24 183V182H23ZM93 183H95V187L93 186ZM99 183H101V182H99ZM108 183V182H107ZM181 183V182H180ZM18 186L17 187H19V184L18 183H16ZM21 185V184H20ZM24 185V184H23ZM175 185V184H174ZM25 186V185H24ZM28 186V187H29ZM99 186H101V185H99ZM188 186H189V188H188ZM21 187V186H20ZM110 188H111V186H109ZM162 187V186H161ZM225 187H227L228 188V190H222L223 188L224 189H226ZM131 188L133 189L132 191V194H133V196H131V197H133V199L130 197V199H129V197L128 196H130V192H128V191H131ZM5 189V188H4ZM22 189L24 190V188L22 187ZM26 189V188H25ZM12 190V189H11ZM18 190V189H17ZM22 190V191H23ZM27 190H29V188L27 189ZM26 190V191H27ZM105 190V189H104ZM5 191V190H4ZM10 191V190H9ZM20 191V190H19ZM25 191V190H24ZM30 191V190H29ZM28 191V192H29ZM109 191H111V190H108V192ZM171 191V190H170ZM175 191V189L173 190V192ZM177 191H179V189H177ZM222 191H224V193H226L225 191H227V193L226 194H221V192ZM21 192V191H20ZM27 192V193H28ZM57 192V193H56ZM105 192V191H104ZM107 192V191H106ZM176 192V191H175ZM174 192V193H175ZM9 193V192H8ZM127 193H129V195L127 196L126 194ZM177 193H179V192H177ZM180 193H181V191H180ZM180 193L179 194H176V195H180ZM223 193V192H222ZM14 194V193H13ZM17 194V193H16ZM19 194V193H18ZM17 194V195H18ZM221 194V195H220ZM12 195V194H11ZM11 195H8L9 197H8V199L9 200H11L12 199V196ZM22 195V194H21ZM20 195V196H21ZM25 196H26V194H24ZM24 195H22L23 197H24ZM27 195H31L30 193H28ZM175 195V196H176ZM11 196V197H10ZM15 196V194L13 195V197ZM70 196H71V194H70ZM69 196V197H70ZM127 196V197H126ZM174 196V197H175ZM193 196H195V195H193ZM19 197V196H15L14 198H15V201L14 200H11V201H13L14 202V204L16 203V201H17V198ZM125 197V198H124ZM11 198V199H10ZM25 198V197H24ZM23 198V200H25L26 201V199L28 198V197H26L25 199ZM48 198V197H47ZM72 198V197H71ZM191 198L192 199H194L192 196H191ZM253 198V199H252ZM6 199V198H5ZM8 199H6V200H8ZM191 199V200H192ZM18 200H20V201H22L24 204H25V202L23 201V200H21L20 199V197H19V199ZM28 200V201H29ZM73 200V199H72ZM129 200H132V202L130 203L129 202ZM20 201H17V203L16 204H20L19 205V207H24V208H26L27 206H25V205H28V202H27V204H21L20 203ZM48 201V200H47ZM110 201V202H109ZM189 201V200H188ZM247 201V202H246ZM251 201V202H252ZM19 202V203H18ZM45 202V201H44ZM50 202V201H49ZM129 202V203H128ZM6 204L5 205H10V204H7V203H9V202H5ZM35 203V204H36ZM56 203V202H55ZM128 204V205H126V204ZM194 203V202H193ZM217 203H221V205H220V207H219V210L217 211V210H215L216 212H213L214 210H212V213H211V209H212V207L213 206H215V204H217ZM14 204H12L13 206H14ZM15 204V205H16ZM31 204V205H32ZM41 204V203H40ZM44 204H46V203H44ZM100 204V203H99ZM258 204V205H257ZM17 205V206H18ZM23 205V206H22ZM30 205V204H29ZM30 205V206H31ZM34 205V204H33ZM47 205V204H46ZM55 205H57V204H55ZM55 205H53L54 207H56ZM61 205V204H60ZM83 205V204H82ZM103 205V204H102ZM130 205V206H129ZM247 205V207L246 208H248V204H243V205H238V207H241V208H243V206L245 207ZM42 206V205H41ZM98 206V205H97ZM126 206H128V208L126 207ZM219 206V205H218ZM253 206V205H252ZM9 206H7V208H8ZM18 207V208H19ZM51 207V206H50ZM54 207H52V211H53V209H55ZM58 207H59V205H58ZM83 207V206H82ZM101 207V206H100ZM177 207V211H178V208H179V206H176ZM190 207V204L189 203H187L186 202V211H187V209ZM237 207V205L235 206V208ZM251 207V206H250ZM10 208V207H9ZM15 208H16V206H15ZM17 208V209H18ZM23 208V209H24ZM46 208V207H45ZM78 208V209H77ZM80 208H81V206H80ZM85 208V207H84ZM95 208H96V206H95ZM104 208V209H105ZM172 208V207H171ZM185 208V207H184ZM215 208V207H214ZM255 208H252L254 211H252V209L251 208H248V209H250V210H248V211H252V212H249V214L251 213V216L252 215H254L255 213H256V209ZM1 209V208H0ZM10 209H13V208H10ZM19 209H21V208H19ZM18 209V210H19ZM23 209H21V211L23 210ZM27 209V208H26ZM25 209V210H26ZM36 209V208H35ZM101 209V208H100ZM119 209H117V210H119ZM237 209V208H236ZM14 210V209H13ZM38 210H39V208H38ZM37 210V211H38ZM42 210V209H41ZM41 210H39V211H41ZM56 210H57V208H56ZM188 210H190V209H188ZM241 210V209H240ZM239 210V211H240ZM246 210V209H245ZM6 212H8L7 211V209L5 210ZM30 211H31V209H30ZM69 211V210H68ZM104 211V210H103ZM106 211H107V209H106ZM105 211V212H106ZM166 211V210H165ZM176 212L175 211V209L173 208L172 209V212ZM185 210H184V212H186ZM238 211V212H239ZM5 212V213H6ZM15 212H16V210H15ZM25 212V211H24ZM34 212H36V211H34ZM42 212V211H41ZM54 212V211H53ZM53 212H50V214L51 213H53ZM77 212V213H76ZM97 212V211H96ZM123 212H124V210H123ZM169 212H171V211H169ZM188 212V211H187ZM242 212V211H241ZM261 212V211H260ZM98 213V212H97ZM100 213V212H99ZM103 213V212H102ZM125 213V214H126ZM140 213V212H139ZM144 213H140L141 215L143 214L144 215ZM179 212H177V214H178ZM248 213V212H247ZM8 214V213H7ZM24 214V213H23ZM43 214H44V211H43ZM72 214V213H71ZM107 214V213H106ZM121 214H122V212H121ZM154 214V213H153ZM168 215H169V213H167ZM173 214V213H172ZM189 214H190V212H189ZM203 214V213H202ZM203 214V215H204ZM237 214V213H236ZM245 214V213H244ZM261 214V213H260ZM13 215V214H12ZM15 215V214H14ZM35 215H36V213H35ZM54 215H55V213H54ZM68 215V214H67ZM81 215V214H80ZM86 215V214H85ZM102 215V214H101ZM104 215H105V213H104ZM129 215H131V214H129ZM128 215V216H129ZM137 215H139V214H137ZM162 215H163V213H162ZM174 215V214H173ZM179 215V214H178ZM181 215V214H180ZM184 215V214H183ZM237 215H239V214H237ZM248 215V214H247ZM4 216V215H3ZM17 216V215H16ZM22 216V215H21ZM33 216V215H32ZM71 216H73V215H71ZM83 216H84V214H83ZM124 216H127V215H124ZM144 217V218H148L149 219V217ZM160 216V215H159ZM159 216H157V217H159ZM172 216V215H171ZM170 216V217H171ZM185 216H187L186 215V213H185ZM202 216V215H201ZM244 216V215H243ZM261 216V215H260ZM263 216V215H262ZM5 217V216H4ZM49 217H51V216H49ZM81 217V216H80ZM97 217V216H96ZM102 217V216H101ZM101 217H99V218H97V219H99V220H101L100 218ZM134 217H135V215H134ZM133 217V218H134ZM168 217V216H167ZM173 217V216H172ZM169 218V219H166V220H168V221H162V222H165V223H162V222H160V224L162 223V225L161 226H159L160 224L158 223V227H159V230L157 229L156 230V233H155V231H153V229H151L153 232H151L152 234L150 235V237L149 238H147L146 239V237L142 240H139V241H137V243H135V242H133V243H135V245H136V247H135V250L136 251H134V250H131V251H134L136 254L135 255H137L136 257L137 258H135V259H137V260H139V262L140 261H142V260H145V258L146 257H148V255H150V256H152L149 260H151V261H154V264H157L158 262H160L159 260H161L162 259V257H169V256H167L165 253V255L164 256H162V253L164 252V251H162L161 252V250L163 249L162 248V246L164 247V245H165V243H162V241H163V237H165V235L164 234H162V233H164V232H166V231H168L170 228L171 229H173L172 227L174 226V224H175V218L173 219V218ZM174 217H176V216H174ZM236 217V218H235ZM255 217H256V215H255ZM254 217V218H255ZM257 217H259V215L257 216ZM3 218V217H2ZM10 218V217H9ZM13 218V217H12ZM57 218V217H56ZM64 218V217H63ZM83 218V217H82ZM161 218V217H160ZM164 218V217H163ZM178 218H179V216H178ZM194 218V217H193ZM247 218V217H246ZM252 218H253V216H252ZM262 218V217H261ZM11 219V218H10ZM22 219V218H21ZM34 219V218H33ZM40 219V218H39ZM54 220H55V217L53 218ZM65 219V218H64ZM93 219H95V218H93ZM97 219H95V222L96 223H89L87 226V229L89 230V231H95V229H96V227H98V225H97ZM138 219V218H137ZM148 219H146V221H148ZM151 219V218H150ZM162 219V218H161ZM161 219H159V220H161ZM235 219H237L236 220V222L239 220V222H237V223H239V224H237L236 222H235V226L232 224V226L230 225V223H232V221L233 220H235ZM245 219V218H244ZM258 219V218H257ZM257 219H255V221L257 220ZM16 220H18V219H16ZM15 220V221H16ZM32 220V219H31ZM38 220V219H37ZM80 220V219H79ZM84 220V219H83ZM88 220H89V218H88ZM145 220V219H144ZM195 220V219H194ZM249 220V219H248ZM247 220V221H248ZM252 220V219H251ZM261 220V219H260ZM264 220V219H263ZM36 221V220H35ZM46 221V220H45ZM63 221V220H62ZM61 221V222H62ZM65 221H66V219H65ZM87 221V220H86ZM150 221V220H149ZM155 221H157V220H155ZM180 221V220H179ZM221 221V225H220V228H219V231L217 232V234H214V228H216V225H217V223L218 222H220ZM240 221L245 225H241L242 223H240ZM250 221V220H249ZM249 221H248V223H249ZM262 221V220H261ZM43 222V221H42ZM41 222V223H42ZM48 222V221H47ZM64 222V221H63ZM62 222V223H63ZM140 222H142V221H140ZM140 222H138V224L140 223ZM151 222V221H150ZM159 222V221H158ZM251 222V221H250ZM3 223V222H2ZM55 223H57V221L55 222ZM54 223V224H55ZM59 223V222H58ZM81 223V222H80ZM99 223V222H98ZM154 223V222H153ZM177 223V222H176ZM256 223V222H255ZM44 224V223H43ZM53 224V223H52ZM51 224V225H52ZM53 224V225H54ZM86 224V223H85ZM237 224V225H236ZM252 224H254L253 222H252ZM57 225V224H56ZM62 225V224H61ZM134 225H136L135 223H134ZM142 225H143V223H142ZM146 225H149V223L148 224H146ZM145 225V226H146ZM63 226H64V224H63ZM63 226H60V227H63ZM81 226V225H80ZM122 226V225H121ZM120 226V227H121ZM127 226V225H126ZM133 226V225H132ZM136 226H138V225H136ZM156 226H157V224H156ZM177 226V225H176ZM243 226H244V229H243ZM249 226V225H248ZM49 227V226H48ZM58 227V226H57ZM85 226H84V224H83V230L85 229L84 228ZM130 226H128V228H129ZM153 226H151V228H152ZM51 228V227H50ZM52 228H55V227H52ZM127 228V227H126ZM135 228V227H134ZM134 228H133V230H134ZM147 228V227H146ZM186 228V227H185ZM252 228V227H251ZM45 229V228H44ZM57 229V228H56ZM78 229V228H77ZM81 229H82V226H81ZM119 229H121V228H119ZM119 229H117V230H119ZM123 229H124V227H123ZM122 229V230H123ZM137 229V228H136ZM143 229V228H142ZM145 229V228H144ZM156 229V228H155ZM10 230V229H9ZM53 230V229H52ZM59 230H60V228H59ZM82 230V231H83ZM117 230H116V232H117ZM125 230V229H124ZM133 230H132V232H133ZM138 230V229H137ZM175 230V229H174ZM51 231V230H50ZM58 231V230H57ZM127 231V230H126ZM130 231V230H129ZM135 231V230H134ZM145 231H146V229H145ZM147 231H149V230H147ZM158 231L160 232V234H157L158 233ZM170 231V230H169ZM173 231V230H172ZM242 231V232H241ZM6 232V231H5ZM56 232V231H55ZM59 232V231H58ZM79 232V231H78ZM77 232V233H78ZM131 232V233H132ZM137 232V231H136ZM179 232V231H178ZM248 232H249V230H248ZM52 233V232H51ZM73 233H74V230H73ZM105 233V232H104ZM113 233V232H112ZM118 233V232H117ZM116 233V234H117ZM121 233V230H120V232H119V234ZM123 233V232H122ZM130 233V232H129ZM147 233V232H146ZM155 233V234H154ZM213 233V234H212ZM59 234V233H58ZM72 234V233H71ZM70 234V235H71ZM84 234H86V233H84ZM98 234V233H97ZM116 234H114L115 236L113 237V235H112V238H115V237H117L116 236ZM134 234V233H133ZM145 234V233H144ZM149 234V233H148ZM174 234V233H173ZM179 234V233H178ZM245 234V233H244ZM247 234V233H246ZM257 234V233H256ZM46 234L44 233V236H45ZM79 235V234H78ZM77 235V236H78ZM87 235V234H86ZM103 235V234H102ZM123 235V234H122ZM174 235H176V234H174ZM181 235V234H180ZM187 235V234H186ZM251 236V238H253L254 236H252V235H254V233L252 232L251 234H250ZM84 236V235H83ZM94 236H96V235H94ZM108 236V235H107ZM121 236V235H120ZM134 236V235H133ZM136 236V235H135ZM169 236V235H168ZM177 236V235H176ZM185 236V235H184ZM230 236V235H229ZM228 236V237H229ZM76 237V236H75ZM75 237H73V238H75ZM110 237V236H109ZM108 237V238H109ZM170 237V236H169ZM249 237V238H250ZM256 237V236H255ZM78 238V237H77ZM107 238V239H108ZM135 238V237H134ZM143 238V237H142ZM177 238V237H176ZM175 238V239H176ZM186 238V237H185ZM243 238V237H242ZM116 239V238H115ZM130 239H132L131 237H130ZM229 239H230V237H229ZM245 239V238H244ZM83 240V239H82ZM112 240V239H111ZM117 240V239H116ZM233 240V242H234V239H232ZM246 240H247V238H246ZM71 241H73V240H71ZM118 241V240H117ZM132 241V240H131ZM136 241V240H135ZM173 241V240H172ZM230 241H231V239H230ZM239 241V240H238ZM237 241V242H238ZM249 241V240H248ZM90 242V241H89ZM107 242V241H106ZM126 242V241H125ZM174 242H175V240H174ZM206 243V245L204 244V243ZM243 242H244V240H243ZM246 242V241H245ZM91 243H94V242H91ZM107 243H109V242H107ZM113 243H114V241H113ZM132 243V244H133ZM160 243H162L163 245H161ZM172 243V242H171ZM185 242H183V244H184ZM207 247V249L204 247V249L205 250H203L202 249V247H203V244ZM161 246H160V245ZM234 244V243H233ZM202 245V246H201ZM113 246V245H112ZM127 246V245H126ZM134 246V245H133ZM184 246V245H183ZM232 246V245H231ZM231 246H230V248H231ZM235 246V245H234ZM238 246V245H237ZM128 247V246H127ZM129 247H131V246H129ZM128 247V248H129ZM229 247V246H228ZM227 247V248H228ZM241 247V246H240ZM82 248V247H81ZM162 248V249H161ZM165 248V247H164ZM229 248V249H230ZM234 248V247H233ZM89 249V248H88ZM175 249V248H174ZM225 249V250H224ZM240 249V248H239ZM244 249H245V247H244ZM117 250V249H116ZM120 250V249H119ZM126 250V249H125ZM130 250V249H129ZM172 250V249H171ZM228 250V249H227ZM242 250H243V248H242ZM106 251V250H105ZM22 252L23 251H19V252H17L16 254L14 253V255H12V257H11V255H10V258L7 260V258H5V260H2L3 261V264H24L25 263V261L27 260V258H26V260H25V258H23V257H25V255H23L22 254ZM90 252V251H89ZM97 252V251H96ZM107 252V251H106ZM119 252H121V251H119ZM124 252V251H123ZM125 252H128V251H125ZM124 252V253H125ZM133 252V253H134ZM168 252V251H167ZM103 253V252H102ZM109 253V252H108ZM124 253H123V256H124ZM129 254L131 253V252H128ZM179 253V252H178ZM225 253V252H224ZM253 253V252H252ZM1 254V253H0ZM4 254V253H3ZM2 254V255H3ZM92 254H94V253H92ZM96 254H101V253H96ZM127 254V253H126ZM125 254V255H126ZM129 254H128V256H129ZM174 254V253H173ZM6 255H8V254H6ZM38 255H40V254H38ZM95 255V254H94ZM111 255V254H110ZM120 255H122V254H120ZM120 255L119 256H117V258L120 260V258L122 257H120ZM176 255V254H175ZM254 255V254H253ZM5 256V255H4ZM61 256V255H60ZM95 256H97V255H95ZM127 256V257H128ZM149 256V257H150ZM170 256H172L171 254H170ZM221 256V255H220ZM229 256H231L232 257V255H229ZM34 257V256H33ZM100 257V256H99ZM174 257V256H173ZM230 257V258H231ZM62 258V257H61ZM102 258H104V257H102ZM111 258H113V257H111ZM116 257L115 258H113V259H110L111 260V263H112V261H115V263L116 264H118L120 261L117 259ZM229 258V257H228ZM228 258H226V260L228 259ZM230 258H229V260H230ZM0 259H2V257H0ZM36 259V258H35ZM96 259V258H95ZM105 259V258H104ZM108 259V258H107ZM123 259V257L121 258V260ZM169 259H170V257H169ZM185 259H183V263H185V264H187L184 260ZM7 260V261H6ZM22 260H24V263H23V261ZM33 259H29V261H30V263L31 264H35V260H33ZM102 260V259H101ZM109 259H108V262L110 261ZM117 260L119 261L118 263H117ZM148 259H147V261H149ZM182 260V259H181ZM229 260H227V261H229ZM4 261H6L5 263H4ZM28 261V262H29ZM98 261V260H97ZM124 261H126V260H124ZM147 261H144V263L145 262H147ZM156 261H158L157 263H156ZM198 261V262H197ZM1 262V261H0ZM101 262V261H100ZM99 262V263H100ZM104 262H105V260H104ZM143 262V261H142ZM163 262V261H162ZM208 262V264H210ZM230 262H231V260H230ZM30 263H27V261H26V264H30ZM37 263V262H36ZM98 263V262H97ZM103 263V262H102ZM101 263V264H102ZM114 263V262H113ZM114 263V264H115ZM141 263V262H140ZM151 263H153V262H150V264ZM228 263V262H227ZM227 263H225V264H227ZM39 264H40V262H39ZM41 264H42V262H41ZM213 264V263H212ZM230 264V263H229Z\"/></svg>", "mask_w": 264, "mask_h": 264}]
</instances>
